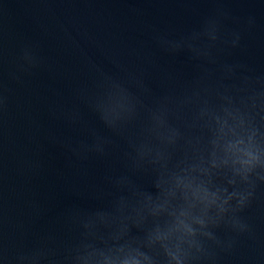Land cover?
Masks as SVG:
<instances>
[{"label":"clouds","instance_id":"1","mask_svg":"<svg viewBox=\"0 0 264 264\" xmlns=\"http://www.w3.org/2000/svg\"><path fill=\"white\" fill-rule=\"evenodd\" d=\"M229 22L241 24L220 5L186 33L154 31L161 53H186L195 69L179 88L169 86L171 74L157 93L144 72L101 71L94 91L80 90L111 135L73 109L68 123L86 138L55 142L80 172L93 157L108 162L103 184L92 189L103 206L63 214L70 241L49 232L25 249L0 233V264H221L240 238L257 239L245 213L264 189V74L222 59L243 47V31L256 19L242 29ZM41 63L35 46L25 45L11 77L20 81ZM6 99L0 91V110Z\"/></svg>","mask_w":264,"mask_h":264},{"label":"water","instance_id":"2","mask_svg":"<svg viewBox=\"0 0 264 264\" xmlns=\"http://www.w3.org/2000/svg\"><path fill=\"white\" fill-rule=\"evenodd\" d=\"M223 5L241 24L249 16L256 24L243 31L242 48L222 59L239 60L253 74H264V3L261 0H0V84L6 105L0 110V233L5 243L31 248L49 232L70 241L62 221L72 207L95 208L92 189L103 184L108 162L93 157L85 172L69 166L70 153L56 139H85L67 117L79 109L83 119L111 135L80 98L81 89L94 91L100 72L124 77L144 72L159 93L179 88L195 76L187 54L161 53L154 31L173 35L197 28L203 18ZM25 45H34L39 67L11 77ZM72 159H75L74 157ZM151 187L146 177L141 178ZM245 216L257 239L240 238L237 250L221 264H264V189Z\"/></svg>","mask_w":264,"mask_h":264}]
</instances>
